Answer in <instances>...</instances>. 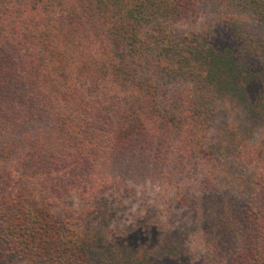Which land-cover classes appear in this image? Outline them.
Segmentation results:
<instances>
[{"label":"trees","instance_id":"16d2710c","mask_svg":"<svg viewBox=\"0 0 264 264\" xmlns=\"http://www.w3.org/2000/svg\"><path fill=\"white\" fill-rule=\"evenodd\" d=\"M118 179L185 230L108 226ZM196 260L264 264V0H0V264Z\"/></svg>","mask_w":264,"mask_h":264},{"label":"rangeland","instance_id":"374dc122","mask_svg":"<svg viewBox=\"0 0 264 264\" xmlns=\"http://www.w3.org/2000/svg\"><path fill=\"white\" fill-rule=\"evenodd\" d=\"M54 188L55 190H52L51 193L56 197L55 207L57 209L63 208V206L74 210L80 208V200L74 191L64 193L58 186L55 185ZM95 195L99 208L98 218L105 220L110 227L124 224L135 225L138 216L145 214L155 216L157 220L161 221L167 233H170L169 235L185 230L182 225V207L177 208L175 204H172L175 202L174 197L173 201L168 200L167 196H163L157 188L149 184H135L118 179L114 181L111 188L100 193L97 192ZM169 197L171 198V196ZM181 240L182 245L189 252H194L195 255L202 252L199 247V242L202 241L201 231L193 233L190 230V233H187ZM201 259L199 258L198 262ZM194 264H197V260L194 261Z\"/></svg>","mask_w":264,"mask_h":264}]
</instances>
